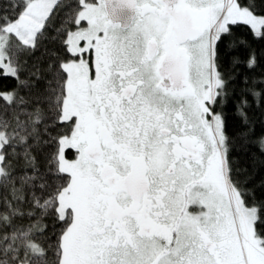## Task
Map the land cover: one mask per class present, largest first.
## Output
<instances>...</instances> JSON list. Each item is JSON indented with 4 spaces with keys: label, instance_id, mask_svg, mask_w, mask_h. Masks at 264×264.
Returning <instances> with one entry per match:
<instances>
[{
    "label": "snow or ice",
    "instance_id": "obj_1",
    "mask_svg": "<svg viewBox=\"0 0 264 264\" xmlns=\"http://www.w3.org/2000/svg\"><path fill=\"white\" fill-rule=\"evenodd\" d=\"M244 30L264 41V0H0V79L16 81L0 95L11 104L12 90L38 87L45 133L79 130L118 209L115 247L137 264H264V195L233 159L237 144L264 156V71L236 73H256L264 57ZM64 174L54 152L27 179L44 189ZM50 202L37 197L42 209ZM54 211L67 223L63 252L75 209L72 219L58 201ZM27 260L26 249L0 246V264Z\"/></svg>",
    "mask_w": 264,
    "mask_h": 264
},
{
    "label": "trees",
    "instance_id": "obj_2",
    "mask_svg": "<svg viewBox=\"0 0 264 264\" xmlns=\"http://www.w3.org/2000/svg\"><path fill=\"white\" fill-rule=\"evenodd\" d=\"M244 31L252 50L264 57V41L253 40L247 30ZM240 54L246 55V52L241 50ZM262 71L264 64L256 69V73H249L243 67L237 69L236 73L259 79L258 73ZM15 85L16 81L13 79H0V94H6L5 90L13 89ZM234 87H243V84L238 82ZM20 95H25L27 107L20 104ZM38 98V87L20 92L12 90L11 104L8 103L7 95H0V131L5 134L0 176V246L9 251L12 248H19L21 251L26 249L29 264H59L62 260L60 234L67 223L61 225L56 219L54 208L59 193L69 184L70 177L67 173L57 177L48 175L44 189L34 187L39 181H32L27 177L39 176L45 172L49 158L54 152L58 155L61 137L69 133L72 124L49 129L51 136L46 134L44 123L47 121L37 122L38 116L45 113L46 105L37 103ZM252 116L259 133L262 130L259 124L260 110L254 108ZM239 128V122L232 120L230 130L237 132ZM45 140L48 144L44 143ZM67 154L72 156L70 150H67ZM233 159L239 166L238 178L255 191L258 198L264 195V156L260 155L255 146L242 149L237 144ZM34 169L40 171L34 172ZM37 197L40 204H44L49 198L51 202L42 209L37 204ZM5 240L10 242L11 247L5 244Z\"/></svg>",
    "mask_w": 264,
    "mask_h": 264
},
{
    "label": "flooded vegetation",
    "instance_id": "obj_3",
    "mask_svg": "<svg viewBox=\"0 0 264 264\" xmlns=\"http://www.w3.org/2000/svg\"><path fill=\"white\" fill-rule=\"evenodd\" d=\"M68 135V149L81 148L83 151V155H80L71 150L81 170L82 191L85 190L86 197L84 217L74 228L68 243L73 261L75 264H137V253L124 247H115L116 240L108 225L118 214V209L112 203L110 194L93 175L79 130L72 125Z\"/></svg>",
    "mask_w": 264,
    "mask_h": 264
},
{
    "label": "rangeland",
    "instance_id": "obj_4",
    "mask_svg": "<svg viewBox=\"0 0 264 264\" xmlns=\"http://www.w3.org/2000/svg\"><path fill=\"white\" fill-rule=\"evenodd\" d=\"M5 139L4 132L0 131V176L2 172V147ZM69 145V135L65 134L61 137L59 145L58 157L61 161L63 170L65 173H70L69 184L62 189L58 196L60 214L70 215V219L73 217L72 209H75V224L72 229L69 231L68 235L64 239V251L62 255L63 264H75L73 261L69 249L68 243L70 235L73 232L74 228L78 226L84 217L85 210V190L82 191V175L79 166L77 165L75 158L68 156L67 149ZM82 192V193H81ZM22 264H29L28 262H22Z\"/></svg>",
    "mask_w": 264,
    "mask_h": 264
}]
</instances>
